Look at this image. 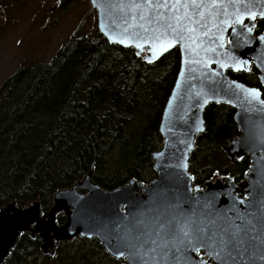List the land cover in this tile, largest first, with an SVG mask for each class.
Masks as SVG:
<instances>
[{"label": "water", "instance_id": "95a60500", "mask_svg": "<svg viewBox=\"0 0 264 264\" xmlns=\"http://www.w3.org/2000/svg\"><path fill=\"white\" fill-rule=\"evenodd\" d=\"M197 2L204 15H192L200 24L192 25L194 33H185L190 38L156 39V25L147 19L157 10L127 7L144 0H90L97 12V30L109 42L133 48L147 62L176 47L180 50V69L159 125L162 145L151 157L156 175L148 183L132 178L107 189L93 180L92 164L81 179L57 189L47 210L40 199H14L1 206L0 264L23 233L38 237L42 253L52 257L58 243L95 238L109 256L124 261L121 264H264V99L260 87L228 73L254 65L264 85V31L255 32L257 22H264V0ZM213 3L224 7H203ZM225 7L229 16L223 15ZM237 11L240 23L232 15ZM210 12L220 14L209 16ZM225 19L228 23L222 24ZM249 89L257 90L258 96H249ZM219 103L235 109L240 132L222 150L232 162L249 157L250 165L240 181L215 174L201 186L194 184L189 159L197 136L205 130L206 108ZM59 215L64 222L58 221ZM120 251L124 255H118Z\"/></svg>", "mask_w": 264, "mask_h": 264}, {"label": "trees", "instance_id": "16d2710c", "mask_svg": "<svg viewBox=\"0 0 264 264\" xmlns=\"http://www.w3.org/2000/svg\"><path fill=\"white\" fill-rule=\"evenodd\" d=\"M264 31L259 20L256 33ZM181 64L178 47L155 62L133 48L113 44L95 29L73 33L43 64L24 60L0 86V207L40 199L47 210L59 188L71 186L94 164L93 180L112 189L155 174L152 153L162 145L159 125ZM260 87L259 70L228 71ZM235 109L211 104L205 130L189 159L194 184L213 175L243 179L249 157L231 161L222 149L240 134ZM63 215L58 216L60 223ZM58 243L55 256L44 255L40 239L23 233L3 264H117L95 238ZM74 245L65 253V248Z\"/></svg>", "mask_w": 264, "mask_h": 264}, {"label": "rangeland", "instance_id": "374dc122", "mask_svg": "<svg viewBox=\"0 0 264 264\" xmlns=\"http://www.w3.org/2000/svg\"><path fill=\"white\" fill-rule=\"evenodd\" d=\"M95 29L90 0H1L0 86L24 60L46 64L73 33L89 37Z\"/></svg>", "mask_w": 264, "mask_h": 264}, {"label": "snow or ice", "instance_id": "6c2138e0", "mask_svg": "<svg viewBox=\"0 0 264 264\" xmlns=\"http://www.w3.org/2000/svg\"><path fill=\"white\" fill-rule=\"evenodd\" d=\"M113 7H120L123 9L126 7L125 5H113ZM127 7H133V8H143V9H155L156 14L155 16H150L147 19V22L149 24H154L156 27L153 28V31L157 34L156 39H160L161 37H167L168 35H171L173 39L180 38H190L186 37L185 33H194L196 29L192 26L193 24H200L199 20H193L192 15H199L203 17L204 13L201 11L202 5L197 2V0H184V2H181V0H158V2H151V0H144V3L141 4H132L128 5ZM203 7H212V8H220L224 7L222 4H216L213 3L211 5H203ZM234 7V5H233ZM185 9L184 13L181 14L180 9ZM192 8L195 11L193 14H189L187 9ZM219 12L216 13H209V16L213 15H219ZM223 15L229 16V13L226 10L223 12ZM232 15L235 16V23L241 22V14L237 11L233 13ZM262 16H264V12L261 13ZM250 18H254V13H249ZM141 20L145 19V16L143 13L140 14L139 17ZM133 19H136L135 16H133ZM222 24L228 23V20L225 19L221 21ZM206 25H201V27H205ZM215 26V25H214ZM140 27L143 28V25H140ZM147 31L148 29H144ZM251 31V29H248ZM221 33L223 32V29H220ZM235 31V30H233ZM207 33H205L206 35ZM221 41L220 47H223V36L220 35L217 37ZM262 40H264V37H261ZM168 46H171L170 44ZM237 87H242L240 85H237ZM247 94L253 98L258 96V92L255 89H249L246 90ZM184 235L187 236L188 233L184 232ZM223 243V241H222ZM118 255H124L122 251L117 253ZM211 255V253H210Z\"/></svg>", "mask_w": 264, "mask_h": 264}, {"label": "bare ground", "instance_id": "6f19581e", "mask_svg": "<svg viewBox=\"0 0 264 264\" xmlns=\"http://www.w3.org/2000/svg\"><path fill=\"white\" fill-rule=\"evenodd\" d=\"M222 150V149H221ZM152 162V161H151ZM249 166V165H248ZM226 175V174H225ZM222 176V175H221ZM195 181V180H194Z\"/></svg>", "mask_w": 264, "mask_h": 264}]
</instances>
